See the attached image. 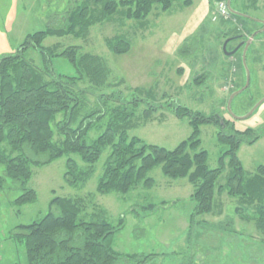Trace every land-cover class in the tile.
Returning a JSON list of instances; mask_svg holds the SVG:
<instances>
[{
  "label": "rangeland",
  "instance_id": "obj_1",
  "mask_svg": "<svg viewBox=\"0 0 264 264\" xmlns=\"http://www.w3.org/2000/svg\"><path fill=\"white\" fill-rule=\"evenodd\" d=\"M83 1L0 0V59L16 54L28 34L65 27L68 12ZM220 1L227 3V0ZM243 1L248 2L233 0L231 5L246 10ZM216 2L191 0L190 5H185L184 0H176L167 11L155 5L142 21L127 19L118 12L109 20L95 23L86 38L49 36L43 45L58 44L60 50L78 46L81 52L101 56L110 70L109 85L124 81L119 87H105V91L121 90L128 95L130 89L143 90L139 93L144 100L136 111L135 127L130 134L149 144L174 149L192 132L189 117L178 118L167 107L169 103H179L203 115L221 116L230 123L229 128L225 127L226 133L234 129L255 130L261 137L254 144L242 143L238 153L246 171L255 173L258 166H264V102L253 114L245 116L264 98V31L254 40L246 57L251 72L250 85L236 94L229 105L232 95L246 84V74L241 67L243 53L237 52L234 59H230L222 46L233 26L212 19ZM254 7H257L255 2ZM247 12L255 17L264 16L263 9L259 13ZM261 27L264 30V25ZM114 36L129 41L130 50L114 53L106 43L107 38ZM235 45L230 42L227 51H235ZM24 56L40 69L48 64L42 53L32 47L26 49ZM50 63L56 73L76 74L74 66L64 57H52ZM239 72L240 79L232 78ZM151 103L164 108L145 121L143 113ZM219 131V124L201 125V147L208 152L211 168L218 167L219 156L226 148L218 139ZM96 135L92 133L93 137ZM24 152L33 160L47 157L32 151L28 154L26 149ZM108 153L106 149L95 164L91 178L80 187L70 185L65 178L68 156L34 166L28 187L37 191L38 198L21 207L15 200L23 193V187L7 177L5 165L0 164V177L5 179L0 189V264H29L25 246L15 241L11 234L16 226L29 224L50 211L60 213L57 206L50 205L54 197H83L90 212L92 205L98 204L108 211V219L113 223L124 216V227L116 235L115 249L123 254H152L145 264H264V233L255 228L253 221H242L236 215V199L226 194L217 197L216 203L222 202L223 213L199 215L191 224L195 208L191 198L193 186L186 178L165 176L161 165L148 174L155 181L152 188L139 184L127 194L99 193L97 184ZM71 156L81 167H88L78 155ZM228 172L227 168L218 184L225 183ZM162 202L167 204L162 205ZM149 204L158 206L149 210ZM119 264L140 262L122 258Z\"/></svg>",
  "mask_w": 264,
  "mask_h": 264
},
{
  "label": "trees",
  "instance_id": "obj_2",
  "mask_svg": "<svg viewBox=\"0 0 264 264\" xmlns=\"http://www.w3.org/2000/svg\"><path fill=\"white\" fill-rule=\"evenodd\" d=\"M175 1L84 0L68 12L65 27L28 34L16 54L0 59V164L5 165L6 176L23 187V193L15 200L17 206L33 203L38 198L37 191L28 187L34 166L68 156L65 178L70 185L80 187L91 178L95 164L108 149L97 184L99 193L127 194L139 184L152 188L155 181L148 174L161 165L165 176L186 178L193 186L191 198L195 208L191 224L199 215L223 213L222 202L219 200L217 204L216 199L226 194L237 200L236 215L242 221H253L255 228L264 233V166L248 173L238 154L242 143L254 144L261 137L255 130L234 129L226 133L225 127L229 128L230 123L221 116H207L179 103H169L167 107L178 118L189 117L192 132L174 149L149 144L130 134L135 127L136 111L144 100L139 93L143 90L136 87L128 95L121 90L105 91V87H119L124 81L109 85L110 70L101 56L81 52L78 46L60 50L58 44L43 45L49 36L86 38L95 23L109 20L118 12L127 19L145 20L155 5L167 11ZM184 4L190 5L191 0H184ZM236 10L248 14L244 9ZM237 17L242 21L251 20ZM106 43L116 54L131 48L130 42L119 36L107 38ZM31 47L40 51L48 62L44 69L25 58L24 52ZM55 56L66 58L76 74L56 73L50 63ZM241 67L244 71L242 62ZM129 95L133 97L128 98ZM160 108L164 107L149 104L143 113L144 120H151ZM204 123L219 124L218 139L226 146L216 168L209 167L208 152L201 147ZM93 132L97 133L95 137ZM25 149L28 154L32 151L47 157L33 160ZM71 155H78L88 167H81ZM227 168L225 183L218 184ZM4 184L5 179L0 177V189ZM50 205L57 206L60 213L50 211L29 224L16 226L11 234L25 246L29 264H119L122 258L145 264L153 256L123 254L115 249V238L124 227V216L113 223L108 219V211L98 204H93L90 212L83 197H54ZM157 206L149 204L147 209L154 210Z\"/></svg>",
  "mask_w": 264,
  "mask_h": 264
},
{
  "label": "flooded vegetation",
  "instance_id": "obj_3",
  "mask_svg": "<svg viewBox=\"0 0 264 264\" xmlns=\"http://www.w3.org/2000/svg\"><path fill=\"white\" fill-rule=\"evenodd\" d=\"M234 19H236V20L234 21ZM234 19L231 18V19L220 20L221 22H224L225 24L229 23L231 26H233V28L231 27L232 29H230L231 30L230 35L228 34L227 37H225L223 39L222 46L224 47V45L226 43V48H227L229 43L233 41L236 44L235 48H236L237 52L241 51L243 53L246 45L248 44L249 45V48L247 51V54H248V53H250L251 45L254 43V40L255 41L258 40L259 38H257V36L259 35V33L264 31L262 29L263 27H259V29H254L253 31L249 32V31H247V28L245 27L246 26L245 21H242L241 19L235 18V17H234ZM226 21H228V22H226ZM261 24H262V26L264 25L263 23H261ZM227 52H229V51H227ZM234 55H236V54H234ZM234 55L233 56L227 55V56L231 59L232 58L234 59ZM242 64H243V62H242ZM244 71H245V69H244ZM245 74H246V72H245ZM245 80H246V75H245ZM250 80H251V77H250ZM243 86H245V85H243ZM243 86L240 87L239 90L241 88H243ZM236 90H238V89H236Z\"/></svg>",
  "mask_w": 264,
  "mask_h": 264
},
{
  "label": "water",
  "instance_id": "obj_4",
  "mask_svg": "<svg viewBox=\"0 0 264 264\" xmlns=\"http://www.w3.org/2000/svg\"><path fill=\"white\" fill-rule=\"evenodd\" d=\"M232 4V0H227V5H228V8L230 10L231 13H233L234 15H237V16H241V17H244V18H250V19H253L251 16H249L248 14L246 13H243V12H240L238 10H236L235 8H233V6L231 5ZM255 20V19H254ZM257 21V20H256ZM261 23L264 24V21H261ZM248 48H249V45L247 44L244 51H243V58H242V62H243V67L245 69V72H246V84L243 88H241L240 90H238L237 92H235L232 97L230 98V102H229V105L232 101V99L234 98V96L242 91H244L247 87H249L250 85V77H251V72H250V69L248 67V64H247V60H246V57H247V51H248ZM224 50L226 51V54L228 56H233L237 50L235 51H232V52H227V48H226V43L224 45ZM264 102V98L258 102L254 107L253 109L245 116V117H248L250 116L251 114H253L256 109ZM228 105V106H229Z\"/></svg>",
  "mask_w": 264,
  "mask_h": 264
},
{
  "label": "crops",
  "instance_id": "obj_5",
  "mask_svg": "<svg viewBox=\"0 0 264 264\" xmlns=\"http://www.w3.org/2000/svg\"><path fill=\"white\" fill-rule=\"evenodd\" d=\"M248 2H246L245 3V1H243L244 2V6H245V8H246V11H250V12H256V13H259V11L260 10H262L263 9V11H264V3L262 2L263 0H260L259 1V3L257 4V7H254V2H255V0H247ZM255 8H256V10H255ZM251 14V13H250ZM249 13H248V15L249 16H251L253 19H251L250 21H245V23H247L248 25H246L245 27L247 28V31H253L254 29H259V27H261L262 26V24H261V21H264V16L263 17H255V16H252V15H250ZM263 14H264V12H263ZM255 19V20H254ZM257 20V21H256ZM253 23V24H252ZM223 24V23H222ZM251 24L252 25H256V28H253L252 26H251ZM232 29V28H231ZM231 31V30H230ZM229 31V32H230ZM258 38H260V37H258ZM229 58V57H228ZM231 59V58H230ZM232 78H234V79H240V72L239 73H234L233 74V77Z\"/></svg>",
  "mask_w": 264,
  "mask_h": 264
},
{
  "label": "built area",
  "instance_id": "obj_6",
  "mask_svg": "<svg viewBox=\"0 0 264 264\" xmlns=\"http://www.w3.org/2000/svg\"><path fill=\"white\" fill-rule=\"evenodd\" d=\"M233 17V15L231 14L228 5L226 2H222V1H217L216 2V6L213 9V17L212 19L214 21H217L219 19H231ZM236 19H234L235 21Z\"/></svg>",
  "mask_w": 264,
  "mask_h": 264
}]
</instances>
